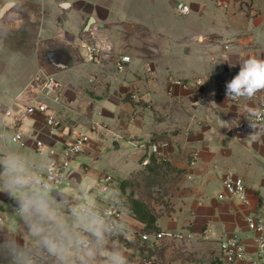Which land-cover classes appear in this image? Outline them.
I'll return each instance as SVG.
<instances>
[{
	"label": "crops",
	"instance_id": "obj_1",
	"mask_svg": "<svg viewBox=\"0 0 264 264\" xmlns=\"http://www.w3.org/2000/svg\"><path fill=\"white\" fill-rule=\"evenodd\" d=\"M11 1L15 6L0 18V48L20 44L29 49L24 54L13 51L14 58L26 57L19 69L5 62L0 65V80L10 78L0 91V112L17 114L23 104L46 101L47 113L59 118L62 126L59 134L51 133L41 113L18 124H24L30 139L0 149V186L9 155L21 157L26 171L37 176L53 158L50 147L59 148L71 131H84L90 135L89 143L72 159L68 184L51 196L62 202L59 211L69 225L74 207L100 212L112 206L119 212L115 236L104 235L99 244L90 232L75 229L95 246L91 264H110L113 251L121 253L127 264H143L148 258L154 264H201L195 257L208 252L218 255L219 240L235 234L253 250V235L245 220L249 209L235 200H219L217 194L224 176L232 171L244 179L254 204L259 202L264 210V124L253 120L264 89L252 97L241 95L237 101L228 89L245 61L264 60V0H216L224 6L223 16L219 23L199 27L191 36L205 44V51L195 54L189 46L192 42L174 46L165 39L164 30L154 26L156 21L132 17L135 12L149 13L151 0L145 2L146 8L129 11L126 18L118 10L123 0H0V11ZM160 1H152L160 4L155 7L159 10L164 0ZM246 1L251 10L242 7ZM91 17L98 28L88 42L111 46L112 54L86 62L81 45L87 42L81 33ZM57 49L67 54L63 69L45 58V52ZM122 55L131 60L124 71H118L115 62ZM39 70L63 83L58 100L41 97L39 88L31 84ZM171 77L201 79L202 84L187 88L172 83ZM130 92L137 93L139 100L130 99ZM35 139L44 142L42 149H36ZM159 141L167 145L155 156L168 160L180 174L164 196L169 210L162 202L151 201L159 213L156 226L170 234L152 243L143 241L145 224L130 209V190L123 193L119 183L144 167L145 151ZM193 151L198 159L190 166ZM105 176H111L112 182L105 184ZM17 207L0 191V218L5 221L0 240L9 228L17 236L24 229Z\"/></svg>",
	"mask_w": 264,
	"mask_h": 264
},
{
	"label": "clouds",
	"instance_id": "obj_2",
	"mask_svg": "<svg viewBox=\"0 0 264 264\" xmlns=\"http://www.w3.org/2000/svg\"><path fill=\"white\" fill-rule=\"evenodd\" d=\"M228 89L236 96L247 97L264 89V60L252 57L245 61ZM4 165V183L0 191L16 201L24 229L19 236L11 228L3 233L0 264H48L49 259L53 264H91L96 255L95 246L81 238L75 229L82 227L90 232L99 244L110 230L104 218L90 207H74L69 225L59 211L62 202L51 196L54 185L29 174L24 161L17 155H9ZM4 228L5 221L0 219V229ZM110 264H127V261L121 253L113 251Z\"/></svg>",
	"mask_w": 264,
	"mask_h": 264
},
{
	"label": "built area",
	"instance_id": "obj_3",
	"mask_svg": "<svg viewBox=\"0 0 264 264\" xmlns=\"http://www.w3.org/2000/svg\"><path fill=\"white\" fill-rule=\"evenodd\" d=\"M177 9L181 14H187L190 11V6L185 3H179ZM87 53L84 57L86 62H95L101 58H108L112 54L111 46H101L96 42L86 43ZM131 58L128 55L118 57L115 62L118 71H124L130 62ZM34 81L39 86V92L47 98H55L61 94L63 83L53 76L39 72ZM170 81L176 85L192 88L202 84L201 79H177L170 78ZM132 100H139V95L134 92L129 93ZM234 101L239 99L234 93L231 95ZM49 105L46 101H39L37 103L25 104L17 114H13L11 110L5 112L6 115H12L15 125L18 126L26 117L35 113H41L45 116L46 126L53 134H59L62 123L59 118L53 114H48L47 110ZM253 120L258 124H264V99L260 102L258 110L253 115ZM13 141L25 144L30 137L23 131L16 127L12 136ZM90 136L84 131H71L65 138L63 144L59 147H50L49 154L53 156L49 166L43 172L38 173L37 176L47 180L54 185V189L62 188L68 184L67 172L71 168V161L79 155L85 146L89 143ZM36 149H42L44 142L40 139L34 141ZM167 143L159 141L150 144L148 150L144 153V158L141 161L142 166L148 164L151 155L159 154L162 146ZM190 166H193L198 159V152L193 151L190 154ZM111 176H105L103 182L109 184L112 182ZM223 188L217 194L219 200H235L249 209L245 216L248 230L253 235L254 249L249 250L243 243L242 239L235 235L223 237L219 240V258L221 264H264V210L260 209L259 202L254 204L252 198L253 194L250 192L248 185L243 178L239 177L236 173L228 171L222 181ZM254 196H257L254 194ZM99 213L105 220L109 229H117L119 226L118 219L120 218L119 212L112 206L103 209ZM1 219V218H0ZM170 234L166 231H157L153 233H143L141 235L143 240L152 243H158L167 238ZM48 264H52V259H49ZM143 264H154L153 260L148 258L143 261Z\"/></svg>",
	"mask_w": 264,
	"mask_h": 264
},
{
	"label": "rangeland",
	"instance_id": "obj_4",
	"mask_svg": "<svg viewBox=\"0 0 264 264\" xmlns=\"http://www.w3.org/2000/svg\"><path fill=\"white\" fill-rule=\"evenodd\" d=\"M146 1L150 2V0H123V2L118 6V10L122 13L123 18H126L129 11H139V9L146 8ZM152 1L156 2L157 0H151L149 5V13L135 12L132 17L147 19L150 22L156 21V25L154 26H158L159 28L163 29L165 39L168 40V43H171L174 46H186V43L192 42L189 46L192 48L193 54H195L196 52L203 53L205 51V44L191 40V36L199 27L210 26V24L212 23H219L223 16L220 13L221 11H224L223 4H218V1L216 0H164L163 5L161 6L162 9L159 10V8L155 7L160 4L152 3ZM158 2L161 1L158 0ZM241 2L244 1L241 0ZM179 3L188 4L191 8L190 12L188 14H181L177 9V5ZM152 6L154 7L152 8ZM242 7L251 10L248 1H246ZM14 34L15 33L12 32L11 36L14 37ZM28 49L29 48L25 45L20 44L17 46L13 45L11 46V48L10 46L0 48V65L5 62V65H8L9 68L11 67L13 69H19L20 65L21 67L24 66L22 60H24L26 57H24L23 55L22 57H20V59L18 57L14 58L12 56L13 51H18L24 54L23 52L26 53ZM81 50L84 55H86L87 50L84 44L81 45ZM20 60L22 64L21 62L18 63V61ZM39 72L40 70L38 71V73ZM8 79L10 78H3L2 80H0V82L3 83L0 84V91L5 89L4 82L8 81ZM31 84L39 88L36 81L32 80ZM7 89H11V86ZM40 96L42 97L43 95L40 93ZM34 98L38 99L37 97ZM36 101L33 100L32 103H35ZM22 106H24V104ZM3 112L5 113L6 111ZM13 112L16 113L15 110H13ZM1 113L2 112H0V149H4L5 146L14 148V146H17V143L12 140V134L14 133L16 128V125L14 123L15 121L13 119V116L3 115ZM21 123H23V121ZM17 127L20 131L26 133L27 130L25 129L24 124L18 125ZM89 132L92 135L94 134L91 130ZM107 138L110 139V137L108 136ZM106 144L108 145V142ZM109 147L113 148L112 143L109 144ZM138 192L140 193V189L136 187L135 193L138 194ZM161 198V196L159 198L156 195L155 201H159L161 203Z\"/></svg>",
	"mask_w": 264,
	"mask_h": 264
},
{
	"label": "trees",
	"instance_id": "obj_5",
	"mask_svg": "<svg viewBox=\"0 0 264 264\" xmlns=\"http://www.w3.org/2000/svg\"><path fill=\"white\" fill-rule=\"evenodd\" d=\"M180 170L175 168L168 160L158 159L155 155H151L147 165L142 169L132 172L131 176L123 179L119 183L120 190L124 193L127 189L130 190V209L134 216L145 224L143 233H152L159 231L156 226V221L159 213L152 206L151 201L155 199V192L160 193L162 203L169 210V203L166 202L164 196L170 194L172 187L178 180ZM140 189L138 197H133L135 188ZM163 195V196H162ZM117 229H110L105 232L107 236H115ZM149 242L147 240H143ZM195 260L201 264H221L219 256L214 252H208L195 257Z\"/></svg>",
	"mask_w": 264,
	"mask_h": 264
},
{
	"label": "water",
	"instance_id": "obj_6",
	"mask_svg": "<svg viewBox=\"0 0 264 264\" xmlns=\"http://www.w3.org/2000/svg\"><path fill=\"white\" fill-rule=\"evenodd\" d=\"M13 6H15L14 1L6 3L0 11V18L6 17V15ZM96 27H97V23L91 17L81 33L82 39L88 42L90 38L93 36V32L98 28ZM72 49L74 51H78V47L73 46ZM66 55L67 54L63 49L48 50L47 52H45V58L48 61V63L54 65L58 69H63L66 66L65 63L67 61Z\"/></svg>",
	"mask_w": 264,
	"mask_h": 264
}]
</instances>
